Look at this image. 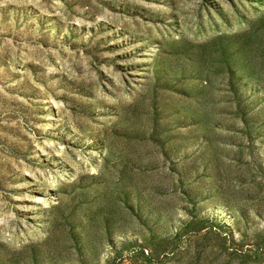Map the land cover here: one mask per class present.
Masks as SVG:
<instances>
[{
  "label": "rangeland",
  "instance_id": "1",
  "mask_svg": "<svg viewBox=\"0 0 264 264\" xmlns=\"http://www.w3.org/2000/svg\"><path fill=\"white\" fill-rule=\"evenodd\" d=\"M0 264H264V0H0Z\"/></svg>",
  "mask_w": 264,
  "mask_h": 264
}]
</instances>
